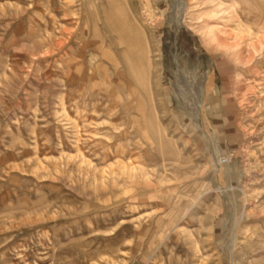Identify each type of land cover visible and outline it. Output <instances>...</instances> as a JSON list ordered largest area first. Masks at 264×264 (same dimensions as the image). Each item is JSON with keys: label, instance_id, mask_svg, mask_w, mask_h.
Returning <instances> with one entry per match:
<instances>
[{"label": "rangeland", "instance_id": "obj_1", "mask_svg": "<svg viewBox=\"0 0 264 264\" xmlns=\"http://www.w3.org/2000/svg\"><path fill=\"white\" fill-rule=\"evenodd\" d=\"M181 2L0 0V264H264V0Z\"/></svg>", "mask_w": 264, "mask_h": 264}, {"label": "bare ground", "instance_id": "obj_2", "mask_svg": "<svg viewBox=\"0 0 264 264\" xmlns=\"http://www.w3.org/2000/svg\"><path fill=\"white\" fill-rule=\"evenodd\" d=\"M177 9L179 10V12L180 13H183V11H184V8H183V4H182V2H181V0H178V4H177ZM177 10V11H178ZM178 12V13H179ZM183 15V14H182ZM177 18H179V17H177ZM182 17L180 16V18L179 19H181ZM118 28V27H117ZM123 30V29H122ZM121 31V30H120ZM128 31V30H127ZM219 33V32H218ZM126 34H128V32L126 33ZM210 36H211V39L213 40V41H215V43L217 42H219V38H218V36H216V33L214 32V31H211L210 33ZM125 35V34H124ZM123 35V36H124ZM219 35V34H218ZM222 39V38H221ZM126 40V39H125ZM123 41V40H122ZM128 41V40H127ZM129 43H131V42H129ZM226 44V43H225ZM131 45H132V43H131ZM239 45V44H238ZM220 46V45H219ZM227 46H228V44H227ZM237 46V45H236ZM131 47V46H130ZM233 47V46H232ZM128 48V47H127ZM131 49V48H130ZM132 55V54H131ZM135 58H137V57H135ZM138 58H140V57H138ZM136 60V59H135ZM136 61H138V60H136ZM139 62V61H138ZM141 63V62H140ZM217 163V162H216ZM82 165V164H81ZM218 167H219V165H218ZM217 167V170H216V172L218 173L219 172V168ZM133 169V168H132ZM127 171V172H129V169L127 168V167H121V171L123 172V171ZM120 171V172H121ZM145 173V172H144ZM141 174V173H140ZM129 176H130V174H129ZM130 180V179H129ZM135 181V180H134ZM33 220V219H32ZM234 260V259H233ZM232 260V264L233 263H235L234 261Z\"/></svg>", "mask_w": 264, "mask_h": 264}]
</instances>
